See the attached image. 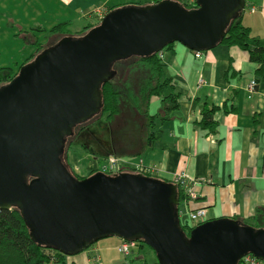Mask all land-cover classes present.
<instances>
[{
	"label": "water",
	"instance_id": "water-1",
	"mask_svg": "<svg viewBox=\"0 0 264 264\" xmlns=\"http://www.w3.org/2000/svg\"><path fill=\"white\" fill-rule=\"evenodd\" d=\"M163 0L107 13L80 38L64 37L0 87V210L21 211L32 239L75 256L105 238L141 241L158 264L264 262V228L207 221L184 236L176 184L141 174L96 172L82 180L63 161L65 139L101 110L111 65L179 43L215 48L246 0ZM178 213V220H177Z\"/></svg>",
	"mask_w": 264,
	"mask_h": 264
},
{
	"label": "crops",
	"instance_id": "crops-1",
	"mask_svg": "<svg viewBox=\"0 0 264 264\" xmlns=\"http://www.w3.org/2000/svg\"><path fill=\"white\" fill-rule=\"evenodd\" d=\"M33 1L32 18L38 16L51 21L31 22L33 25L27 27L30 32L50 29L58 23V18L84 28L86 19L92 18L91 13L96 17L93 19L100 21L108 7L155 0ZM41 1L43 4L33 6ZM248 4L255 11L246 10L243 23L254 37L264 41V0H249ZM163 61L180 96L179 109L169 121L156 120L153 143L134 142L136 151L131 155L163 181L176 184L181 174L189 180L197 199L191 202L185 198L180 203V223L181 216L189 219V213L197 208L208 209L207 221L251 219L258 209H264V83L258 84L254 94L247 92L248 84L256 79L255 66L246 52L225 45H217L197 58L195 52L175 43L174 51L163 54ZM234 71L242 75L233 77ZM233 97L237 110L227 114L222 107ZM205 103L221 109L214 116L219 126L215 135L208 136L196 126L202 119ZM98 168V160L94 158L83 165L87 174ZM186 223L196 225L192 221ZM102 240L71 264H128V258L118 251L120 238ZM143 251L139 249L133 254L134 261L130 264H156V254L151 250L154 255L149 262Z\"/></svg>",
	"mask_w": 264,
	"mask_h": 264
},
{
	"label": "trees",
	"instance_id": "trees-1",
	"mask_svg": "<svg viewBox=\"0 0 264 264\" xmlns=\"http://www.w3.org/2000/svg\"><path fill=\"white\" fill-rule=\"evenodd\" d=\"M160 1L163 0L108 7L107 13L122 7H145ZM172 1L178 2L187 11L198 8L197 0ZM248 1L249 0H246L247 4ZM246 10L255 11V8L248 4ZM244 13H242L236 20L231 21L228 28L226 29L225 38H223L218 43V45L238 48L248 54L250 62L255 66L256 79L252 81H255L258 86L259 83H264V41L258 37H254L251 29L244 25ZM91 16L92 18L86 19L85 27L82 28L80 32L75 33L77 36H83L92 28L99 25L101 20L99 21L93 19V17L96 18L94 13H91ZM69 27H72V23L67 21L64 23H57L50 29L46 30H48L47 32L53 36H73V32L72 30L71 32L69 31ZM46 30L44 29L41 31ZM33 45L35 46L34 52L20 65H18L17 68H1L0 87L11 83L19 75L23 67L33 62L42 52L50 48L39 39H36ZM174 46L175 44L172 43L164 46L160 53H156L148 57L132 56L126 60L116 61L111 65L110 71L112 76L110 80L100 86V112L89 121L77 126L73 131V135L65 139V153L63 161L73 176L82 180L96 172H100L101 167L109 164L111 158L140 161V159H136V156L131 155L136 151V148L133 145L134 142H140L142 145L145 143L147 145H151L155 140V121L158 119H160L162 122L169 121L171 120L173 113L179 109L180 96L176 92L172 78H170L166 73V66L163 61V54L166 51H174ZM239 75L241 76L242 74L235 71L232 73L233 77H238ZM250 83L247 86V92L249 95H252L255 93L257 86L254 93L251 94L248 91ZM152 99L159 101V108L154 114L150 112ZM143 104L145 108H142ZM222 109L227 114L230 112H235L237 110L236 98H231L229 102H226L223 105ZM219 110H221L220 107L215 105H209L208 103L203 104L202 119L196 124L197 128L202 130L208 136L215 135L218 132L219 126L215 121L214 116ZM132 112L141 114L143 118L137 123L139 131L134 135L130 133L128 134L129 139L132 141H125L130 144L126 150L120 154L109 153L102 157L94 154L93 157H95L94 159L98 160L99 168L97 170L88 172V174L84 176L77 174V167L75 164L76 161L73 163L72 157L76 160L78 159L77 155L80 151L82 152L87 150L85 145L81 146L80 148L77 147V139L79 137H83L92 125L94 126L95 124H99L100 121L112 123L115 122L117 120L116 118L120 116V118L123 117V119L126 117V121L130 122L128 116ZM131 124L133 126L135 125L134 119H131V123L129 127H127V130L131 129ZM143 136L144 139L142 138ZM127 156L129 157L126 158ZM121 166V171H118L119 174H141L145 177L154 178L165 183H170L159 179L154 173L144 167L143 169H137L133 166L130 167L129 164L126 163H122ZM177 187L178 200L181 203L183 200H185V198H187V195L184 188L178 185ZM232 220H235L240 225L252 227L255 230L262 229L264 228V209H258L256 215L251 219L238 221V219L234 218ZM179 221L180 219L178 222ZM199 225L201 224L182 225V223H180L184 236L187 239L190 236V232ZM136 242L137 248L132 251L129 257H126L129 260L128 264H130V262L133 260L134 255L138 253L139 249H145V247H148L141 241ZM66 257L67 256L56 249L39 244L32 239L31 230L26 224L24 218L22 217L21 211L18 208L13 207L11 210H0V264H66ZM156 264H158V261H156ZM238 264H242V262H239Z\"/></svg>",
	"mask_w": 264,
	"mask_h": 264
},
{
	"label": "rangeland",
	"instance_id": "rangeland-1",
	"mask_svg": "<svg viewBox=\"0 0 264 264\" xmlns=\"http://www.w3.org/2000/svg\"><path fill=\"white\" fill-rule=\"evenodd\" d=\"M33 2V0H0V70L4 67L17 68L18 65L34 52L35 46L33 43L36 39L42 41L46 46L51 47L56 45L63 37L53 36L49 34L46 29V31L40 32H36L31 28L33 32H30L27 29V27L31 24L33 25V23L51 21V19L39 18L38 16L32 18L35 15L31 7ZM41 4H43V1L36 2L33 6ZM56 22L64 23L65 21H60V18H58ZM21 27L25 28L21 29ZM82 28V25L76 24L69 27V31L71 32L72 30L73 35L77 36L75 33L80 32ZM142 108H145L144 104ZM158 108L159 101L152 99L150 112L155 113ZM132 113L128 116L130 122L126 121V117L124 121L123 117L120 118V116L112 123L100 121L99 124L92 125L83 137L77 139V147L80 148L83 145L87 147L86 151L79 152L77 155L78 159L75 160V158L72 157V162L74 163V161H76L75 164H77V174L81 176L87 175V173L84 172L83 165L85 162L89 163L92 158H95L93 157L94 154L102 157L109 153L120 154L126 150L130 144L125 141H132L129 139L128 134L134 135L139 131L137 123L143 118L141 114H136L137 112ZM131 119H134L135 125L133 126L131 124V129L127 130V127H129L131 123ZM181 217H183L181 218L182 225H187V221L191 223L185 215ZM106 239L118 240L119 238L111 237ZM104 240L105 239L102 241ZM84 252L85 251L75 256H67L66 264H71L73 259L80 257ZM143 254L147 255L149 262L152 260L151 256L154 255L148 247H145ZM117 257L120 258L119 256Z\"/></svg>",
	"mask_w": 264,
	"mask_h": 264
},
{
	"label": "built area",
	"instance_id": "built-area-1",
	"mask_svg": "<svg viewBox=\"0 0 264 264\" xmlns=\"http://www.w3.org/2000/svg\"><path fill=\"white\" fill-rule=\"evenodd\" d=\"M196 57L200 58L202 56V52H195ZM205 84V83H204ZM257 84L255 81H252L248 87L249 93H254ZM132 161V162H131ZM126 163L129 164L130 167H135L137 169H143L142 161H134V160H123L117 158H111L109 164L101 167L102 173L106 175H118V171H121V164ZM128 166V167H129ZM188 179L184 174H181L175 180L176 185L185 189L187 198L193 202L197 199L196 193L194 192V188L192 185L188 184ZM208 217V209L206 208H197L196 210L189 213V219L195 224H203L207 221ZM137 248L136 241H122L118 247V251L121 255L125 257H129L133 250ZM242 264H264V262L256 259L253 255H246L244 258L241 259L240 263Z\"/></svg>",
	"mask_w": 264,
	"mask_h": 264
},
{
	"label": "bare ground",
	"instance_id": "bare-ground-1",
	"mask_svg": "<svg viewBox=\"0 0 264 264\" xmlns=\"http://www.w3.org/2000/svg\"><path fill=\"white\" fill-rule=\"evenodd\" d=\"M246 7H247V2H246ZM65 37H74V38H80V37H82V36H65ZM64 37H62L60 40H62ZM51 47H53V46H51ZM65 153V152H64ZM63 160H64V155H63ZM121 174H132V173H121ZM208 220V219H207ZM207 222V221H206ZM242 226H244V225H242ZM112 238H114V237H112Z\"/></svg>",
	"mask_w": 264,
	"mask_h": 264
}]
</instances>
